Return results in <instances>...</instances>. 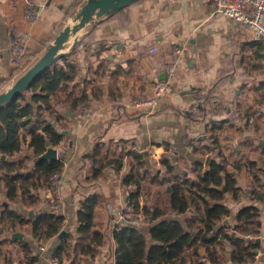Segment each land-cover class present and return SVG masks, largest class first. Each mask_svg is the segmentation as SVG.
I'll use <instances>...</instances> for the list:
<instances>
[{
	"label": "crops",
	"instance_id": "obj_1",
	"mask_svg": "<svg viewBox=\"0 0 264 264\" xmlns=\"http://www.w3.org/2000/svg\"><path fill=\"white\" fill-rule=\"evenodd\" d=\"M85 1L0 0V79L5 82L1 91L9 88L44 53L65 25L75 22L74 15ZM30 5L40 8L35 23L24 19ZM16 33L24 37L26 56L11 53L9 42ZM64 45L63 53L69 54L78 70L71 81L53 90L50 113L43 112L63 136L57 146L49 145L63 161L56 191L41 183L31 188L34 202L27 204V197L9 201L0 185L2 206L25 217L43 211L61 214L64 233L61 238L60 230L51 238L38 239L29 224L18 223L14 230H0V264H48L50 258H56L58 264H115L113 223L106 205H126L124 194L132 186L114 176L126 174L140 161H145L140 192L144 186L151 192L161 186L154 193L155 202L159 195L157 207L164 211L160 217L180 222L194 236L204 221L197 215L202 208L198 212L195 209L202 203L193 192V183L197 182L198 171L208 168L210 160L223 158L227 172L236 181L238 199L225 192L223 199L217 201L230 211L214 220L206 237H212L218 227L232 233L238 210L254 205L259 210L260 225L252 239L259 240L253 256L236 263L231 261L230 246L226 242L220 247L217 236L209 244L213 257L216 253L222 255L224 260L220 264H264V199H255L248 192L251 169L264 180V39L253 37L246 26L234 24L215 12L210 3L133 0L118 12L92 18L70 34ZM151 47L156 49L150 51ZM177 47L182 48L180 54L175 53ZM170 65L174 67L173 74L167 69ZM161 84L165 90L151 112L124 104L151 96ZM194 90L201 95L208 93L200 118L185 115L198 102ZM80 97L93 108L88 118L74 105ZM95 142L101 143L100 155L107 152L105 159L119 158L122 164L118 170L106 166L100 177L87 181L90 161L85 153ZM137 152L142 156L140 159ZM150 154L159 157L161 167L156 174L166 176L165 180L147 175L148 168H152L147 161ZM161 158L168 160L171 171L159 161ZM248 161L254 162V168ZM125 162L128 168L122 172ZM107 169L110 177L105 178ZM90 195L96 199L92 226L103 234V244L93 258L81 247L77 232L80 204ZM173 195L188 206L184 212L170 208ZM142 203L140 196L139 204ZM154 222L144 219L135 223L123 216L116 227L135 226L148 235ZM63 236L67 237L68 245L56 255ZM198 238L183 250L185 264H215ZM26 243L31 248L29 255L23 249Z\"/></svg>",
	"mask_w": 264,
	"mask_h": 264
},
{
	"label": "trees",
	"instance_id": "obj_2",
	"mask_svg": "<svg viewBox=\"0 0 264 264\" xmlns=\"http://www.w3.org/2000/svg\"><path fill=\"white\" fill-rule=\"evenodd\" d=\"M121 9L112 12H118ZM77 70L78 66L69 58V54L62 53L24 89L0 104V185L5 189V196L9 201H14L20 196L23 199L29 198L27 204L34 202L32 201L34 194L30 192L31 188H36L41 183L46 184L49 189L55 190L56 184L51 177L61 172L63 161L60 155L47 157L45 153L49 145L60 144L63 136L55 129L50 120L45 119L43 112L50 113L51 93L60 84L65 85L71 81ZM4 83L0 79V91L3 89ZM207 98V92L198 95L196 112L187 109L185 115L191 118H200L203 103ZM81 102H85L83 97L76 99L74 105L78 107ZM100 152L101 143L95 142L93 148L85 153L90 161L88 175L85 177L87 181H93L100 177L103 174V169L112 161L115 162V169L118 170L121 167L122 161L119 158L105 159L107 152L101 153V155ZM136 157L140 159L142 156L137 152ZM160 162L168 171L172 170L168 160L161 158ZM143 163L140 161L136 167L132 165L128 172L122 175V183L132 186L127 189L125 195L126 206L133 212L139 210L148 221L154 222L156 218L157 220L152 223L148 235L142 234L135 226L113 227L111 235L115 242V264H185L183 250L192 246L198 237L199 243H202L209 252V260L215 264H220L224 260V257L217 253L213 257V249L209 245L217 236L220 247L226 242L230 246L231 261L241 263L245 257L253 256L258 243L255 239H245L244 234L250 231L258 232L259 210L254 205L243 206L238 210L236 213L237 223L232 227V233L224 232L222 227H218L212 237H206L209 230L213 229L214 220L229 214L230 211L226 205L222 202L217 203V201L223 199L225 192H231L233 198L238 199L236 181L232 174L226 170L225 158L210 160L208 168L199 170L197 182L193 183L195 186L193 192L202 203L201 207L195 206V209L198 212L202 208V211L197 215L204 221L203 226L198 228L199 231L194 236H190L180 222L161 218L160 215L164 211L159 209L155 203L148 205L147 198L144 199L142 205L139 204V197H142L139 180L144 176L141 172ZM248 163L252 167L254 162L248 161ZM164 177L166 176H160L159 181L165 180ZM174 192L176 193V191ZM248 192L255 199H264V180L258 176L254 169H251ZM184 197L186 196L183 194ZM95 203L94 196H87L81 202L78 211L77 232L81 236V247L90 258L95 256L97 248L103 244L102 232L93 228L91 222ZM187 207L183 200L173 195L171 209L181 213ZM16 223L19 225L29 224L33 236L38 239H48L57 235L61 230L63 216L51 211H43L33 217H25L18 211L2 206L0 203V230H14ZM201 229L204 230L200 233ZM67 245L68 239L63 236L55 254L66 249ZM23 249L26 255L31 252L27 243L23 244ZM194 251L196 254V249ZM29 259L32 260V258ZM84 261H87L86 257Z\"/></svg>",
	"mask_w": 264,
	"mask_h": 264
},
{
	"label": "built area",
	"instance_id": "obj_3",
	"mask_svg": "<svg viewBox=\"0 0 264 264\" xmlns=\"http://www.w3.org/2000/svg\"><path fill=\"white\" fill-rule=\"evenodd\" d=\"M210 3L214 6V11L226 16L234 24L246 26L253 37L264 39V0H197ZM40 8L30 5L24 12V19L29 23H35L39 17ZM9 47L11 53L15 56H26L27 50L24 43L23 35L16 33L10 38ZM156 48L151 47L150 51H154ZM181 47L175 48V53L180 54ZM169 74L174 73V67L172 65L167 67ZM165 90V85L161 84L155 88V91L151 96L134 99L130 101H124L126 106H132L136 109H143L147 113L151 112L157 105L158 96ZM195 96L201 95L200 91L194 90ZM79 112L86 118L90 117L93 113V108L81 102L78 106ZM197 103L190 107L191 111H196ZM250 120V119H249ZM51 179L57 184L60 181V175L55 174ZM53 191V190H52ZM56 191V188L55 190ZM107 209L111 215V221L113 227H116L118 221L123 217L124 207H117L115 204L107 203ZM247 239L254 237L253 232L250 231L244 235ZM43 249V247H40ZM48 264H58L56 258H50ZM88 264H91L88 263Z\"/></svg>",
	"mask_w": 264,
	"mask_h": 264
},
{
	"label": "water",
	"instance_id": "obj_4",
	"mask_svg": "<svg viewBox=\"0 0 264 264\" xmlns=\"http://www.w3.org/2000/svg\"><path fill=\"white\" fill-rule=\"evenodd\" d=\"M133 0H86L74 15L75 22L65 25L60 32L54 37L52 43L47 47L44 53L30 65L16 80L4 91L0 92V104L11 99L16 93L24 89L30 81L55 61L62 53L65 42L69 39L70 34H74L80 28L94 17L108 14L114 10L122 8ZM48 144V143H47ZM57 150L49 147L45 153L47 157H55ZM32 213L30 212V215ZM64 231L61 230L58 237L61 238ZM259 239L256 238V241ZM57 242L53 241L56 246Z\"/></svg>",
	"mask_w": 264,
	"mask_h": 264
},
{
	"label": "rangeland",
	"instance_id": "obj_5",
	"mask_svg": "<svg viewBox=\"0 0 264 264\" xmlns=\"http://www.w3.org/2000/svg\"><path fill=\"white\" fill-rule=\"evenodd\" d=\"M26 47V46H25ZM27 50V49H26ZM1 92V91H0ZM112 145V144H111ZM158 158L159 157H155V156H152L151 154H150V157L148 156L147 157V161H149V164H150V166H152V168H148V170L149 171H146V173H147V175L149 174V177H154V178H156V177H160V176H162V174L161 175H157L156 174V170L159 168V167H161L160 166V164L158 163ZM156 160H157V163H156ZM159 161H160V159H159ZM144 163H145V161H144ZM109 166H112V168L114 167L115 168V162H113L112 161V163L110 164V165H108L107 166V168L109 167ZM128 167H127V164H126V162H125V165H124V167H123V169H122V172L123 171H125L126 169H127ZM107 176H109L110 177V175H108V169H107V175H105V178H108ZM122 175H118V176H114V177H116V180H118V179H120L121 180V177ZM114 180V179H113ZM155 180H157V178L155 179ZM153 187V186H152ZM152 187L150 186V188L152 189ZM161 186H158V187H156V188H160ZM126 188V187H125ZM156 188H155V190H156ZM153 190V189H152ZM155 190H153L152 192L150 191V189H148L147 188V186H144V189H143V191H142V197H141V199H142V201H144V199L145 198H147V204L148 205H150L151 203H155L156 205H157V203L156 202H158L159 201V195L158 196H156V198H157V200H156V202L153 200L154 199V193H155ZM124 196H125V194H124ZM54 201H55V199H53ZM107 201H109V200H107ZM111 201V200H110ZM160 202H162V201H160ZM161 203H159V205H160ZM159 207H163L162 205L161 206H159ZM160 209V208H159ZM123 216H124V218H127V219H129L130 221H132V222H135V223H137V222H141V220H146V218H145V216L138 210V211H135V212H133V211H130V210H128L127 209V206L125 205L124 206V213H123ZM248 233V232H247ZM253 235L255 236V232H253ZM247 261H248V259H247ZM90 263V262H89Z\"/></svg>",
	"mask_w": 264,
	"mask_h": 264
}]
</instances>
